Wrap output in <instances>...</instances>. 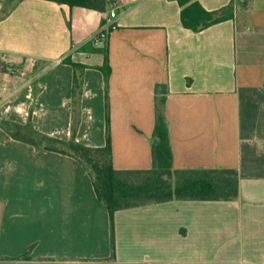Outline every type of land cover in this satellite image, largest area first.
I'll list each match as a JSON object with an SVG mask.
<instances>
[{
    "label": "crops",
    "instance_id": "crops-1",
    "mask_svg": "<svg viewBox=\"0 0 264 264\" xmlns=\"http://www.w3.org/2000/svg\"><path fill=\"white\" fill-rule=\"evenodd\" d=\"M105 1L0 0V120L90 147L107 126L112 166L148 169L165 84L172 166L233 169L238 195L114 211L112 251L82 163L0 127V264H264V0ZM193 2L217 21L184 27Z\"/></svg>",
    "mask_w": 264,
    "mask_h": 264
},
{
    "label": "trees",
    "instance_id": "trees-1",
    "mask_svg": "<svg viewBox=\"0 0 264 264\" xmlns=\"http://www.w3.org/2000/svg\"><path fill=\"white\" fill-rule=\"evenodd\" d=\"M13 0H6L10 3ZM70 6L103 9L105 0H53ZM213 13L204 10L198 3L181 9L180 18L184 27L199 30L214 23ZM86 49L87 47L82 46ZM103 52L105 59L107 51ZM107 61V59H106ZM105 61V62H106ZM104 70L105 82L109 71ZM168 89L165 84L154 86V128L152 132L151 158L148 169H115L111 162V144L106 126L105 145L90 147L73 139L60 140L35 130L28 122L17 124L0 120L12 138L41 146L75 157L89 172L96 196L107 208L110 218V245L113 251L112 215L114 211L160 203L169 200H233L238 195V176L235 170L226 168L176 169L172 166L167 124L164 115ZM107 108V98H106ZM75 123H72V132ZM28 250L18 258H28Z\"/></svg>",
    "mask_w": 264,
    "mask_h": 264
},
{
    "label": "built area",
    "instance_id": "built-area-1",
    "mask_svg": "<svg viewBox=\"0 0 264 264\" xmlns=\"http://www.w3.org/2000/svg\"><path fill=\"white\" fill-rule=\"evenodd\" d=\"M115 15H116L115 10L113 8L110 9L107 21L100 27L98 32L93 36V39L95 41L99 40V39H103L106 36L107 32L110 29L114 28V24H113L112 20L115 18ZM3 71H7L9 73H14L16 71V69L6 65L4 55L2 54V52H0V73Z\"/></svg>",
    "mask_w": 264,
    "mask_h": 264
}]
</instances>
